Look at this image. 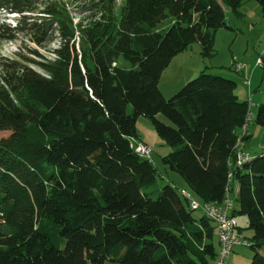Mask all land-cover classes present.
I'll list each match as a JSON object with an SVG mask.
<instances>
[{
	"label": "trees",
	"instance_id": "1",
	"mask_svg": "<svg viewBox=\"0 0 264 264\" xmlns=\"http://www.w3.org/2000/svg\"><path fill=\"white\" fill-rule=\"evenodd\" d=\"M255 1L264 18V0ZM105 2L85 24L46 2L52 20L42 21H54L61 38L54 59H0V133H8L0 137V264L216 263V224L202 211L195 217L180 189H160L156 168L136 153L140 117L172 149L164 165L201 203L223 204L238 187L231 215L245 216L253 232L250 264H264V153L237 165L251 137L242 135L249 102L235 81L203 71L170 99L159 88L191 46L212 54L215 32L229 28L224 5L127 0L117 17ZM30 3L0 0V11L22 14ZM25 21L0 22V43L23 34ZM255 123L264 128V103Z\"/></svg>",
	"mask_w": 264,
	"mask_h": 264
},
{
	"label": "rangeland",
	"instance_id": "2",
	"mask_svg": "<svg viewBox=\"0 0 264 264\" xmlns=\"http://www.w3.org/2000/svg\"><path fill=\"white\" fill-rule=\"evenodd\" d=\"M105 1L31 0L30 4H22V14L11 13L13 16L11 14L9 16L0 11L2 12L0 13L1 23L6 22L14 27L23 18L27 22L26 31L20 34L16 40L0 43V59L20 60L22 55L28 60H40V57L34 52H38L47 60L54 59L52 51L59 46L61 38L58 34V26L54 21H51L49 26L46 25L47 21L45 23L42 21L43 19L52 20L46 13L48 7L46 2H51L52 4L57 2L64 5L69 9L74 24H85L88 21L87 18L95 13L91 9L94 6L93 4L103 5V2L107 4ZM217 1L224 5L226 22L229 28H222L215 32L214 51L211 55L204 56L198 44L191 46L184 53L175 57L170 66L162 73L159 88L163 96L166 99H170L187 83L196 79L202 71L235 81L237 84L236 94L242 101L249 102L250 115H254L252 122L248 125L251 137L247 145H245V151L254 157L263 154L264 151V128L255 123L258 107L264 103V18L261 8L255 0H244L235 9L226 6L223 0ZM126 2L127 0H112L114 14L117 17L120 16ZM170 24L171 20L162 22L156 27V30H165ZM37 30L39 34H36ZM28 63L38 69L31 61H28ZM238 65H241L240 71H237ZM160 119L165 121L162 116H160ZM136 126L139 138L134 140V143L145 144L152 150L149 160L158 172V187L162 189L166 185H171L180 190L186 189L183 188L185 183L181 177L171 172L164 165L163 158L172 149L158 136L152 123L148 119L140 117ZM6 136H8V133H0V137ZM230 199L233 205L229 213L239 208L236 186L234 191L230 193ZM194 216L200 218L202 212L195 211ZM236 220L238 227L242 231V237L246 238V240L248 239V242L253 232L247 229V218L245 216H237ZM215 242L217 246V237ZM253 256L254 253L249 246L236 247L226 263L250 264Z\"/></svg>",
	"mask_w": 264,
	"mask_h": 264
},
{
	"label": "built area",
	"instance_id": "3",
	"mask_svg": "<svg viewBox=\"0 0 264 264\" xmlns=\"http://www.w3.org/2000/svg\"><path fill=\"white\" fill-rule=\"evenodd\" d=\"M241 70V65L237 66V71ZM253 116L249 115L246 124L242 128V135L249 136L248 125L252 122ZM136 153L146 159H149L152 150L145 144L139 143L134 145ZM252 160V157L244 149V144L240 143L238 149L237 165L242 166L244 163ZM232 178V175L229 177ZM229 192V189L228 191ZM181 196L189 203L193 211H202L205 216L211 219L218 228L220 252L215 264H226L227 259L236 247H247L249 243L238 232V223L235 217L229 213L233 205L229 194L223 204H203L187 189L180 190Z\"/></svg>",
	"mask_w": 264,
	"mask_h": 264
},
{
	"label": "crops",
	"instance_id": "4",
	"mask_svg": "<svg viewBox=\"0 0 264 264\" xmlns=\"http://www.w3.org/2000/svg\"><path fill=\"white\" fill-rule=\"evenodd\" d=\"M250 133H252V132H250ZM249 141V140H248ZM248 141H247V143H248ZM247 143H246V145H247ZM263 153H264V151H263ZM257 156V155H256ZM186 186H184L183 188H185ZM236 190H237V193H238V187L236 186ZM218 249H219V246H218Z\"/></svg>",
	"mask_w": 264,
	"mask_h": 264
}]
</instances>
